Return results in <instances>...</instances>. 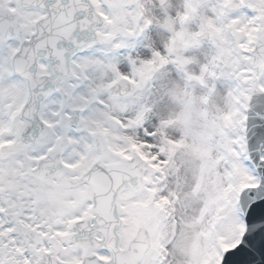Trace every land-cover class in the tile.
Returning <instances> with one entry per match:
<instances>
[{
	"label": "snow or ice",
	"instance_id": "1",
	"mask_svg": "<svg viewBox=\"0 0 264 264\" xmlns=\"http://www.w3.org/2000/svg\"><path fill=\"white\" fill-rule=\"evenodd\" d=\"M0 264H264V0H0Z\"/></svg>",
	"mask_w": 264,
	"mask_h": 264
}]
</instances>
